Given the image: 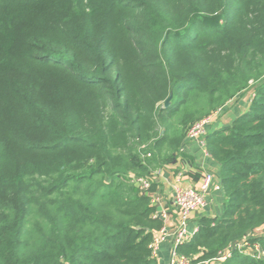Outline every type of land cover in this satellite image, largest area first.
<instances>
[{"label": "trees", "instance_id": "trees-1", "mask_svg": "<svg viewBox=\"0 0 264 264\" xmlns=\"http://www.w3.org/2000/svg\"><path fill=\"white\" fill-rule=\"evenodd\" d=\"M247 91L205 137L223 208L192 264H264V0H0V264H159L152 174Z\"/></svg>", "mask_w": 264, "mask_h": 264}, {"label": "crops", "instance_id": "crops-1", "mask_svg": "<svg viewBox=\"0 0 264 264\" xmlns=\"http://www.w3.org/2000/svg\"><path fill=\"white\" fill-rule=\"evenodd\" d=\"M251 92H244L242 95L233 99L221 108L220 115L210 126L211 131L218 130L230 123L236 116L242 114L249 104ZM225 121H224V120ZM183 152L186 161L182 166L189 165L196 172L191 171L183 173V180L186 185H194L203 172L211 173L219 181L218 164L209 156L205 155L203 149L197 142L186 141L183 146ZM183 168V167H182ZM181 168V169H182ZM180 171L177 166H167L154 172L151 181L156 185L155 191L151 194V204L156 208L154 216H158L163 222V229L166 232H172L175 228V209L172 204L173 187L175 175ZM220 182V181H219ZM206 205L200 212L192 214L186 230L193 233L197 229L198 220L202 217L213 218L218 216L223 208L222 189L213 191L210 187L209 194L206 196ZM172 258V247L170 241L162 242L156 249V259L159 264H170Z\"/></svg>", "mask_w": 264, "mask_h": 264}, {"label": "built area", "instance_id": "built-area-1", "mask_svg": "<svg viewBox=\"0 0 264 264\" xmlns=\"http://www.w3.org/2000/svg\"><path fill=\"white\" fill-rule=\"evenodd\" d=\"M220 113L221 108L193 124L186 133V141L197 142L203 149L205 155H208L206 151L205 137L209 132H211L210 126ZM182 167L183 168L175 175L173 187L172 204L176 214L175 228L172 232H166L163 228H161L153 234L152 240L149 244L152 255L156 258V249L158 245L162 242L170 241V245L172 247V258L170 264H192L187 257L178 254L177 247L189 241L193 234L197 231V229H195L193 233L188 232L186 230V225L191 215L196 212H200L206 205L205 198L209 194L210 187L213 191L221 189L220 182L208 172L200 174V178L196 184L186 185L183 180V173L185 171L189 173L191 171H196L188 164ZM130 180L131 183L135 184L141 191H146L150 187V181L145 178H135L132 176ZM247 245L248 244L245 242L233 244L217 252L214 258L197 264H219L230 258L233 250H242L247 247ZM253 251L255 254L254 256L257 258L264 256V253L260 251L257 245L253 246Z\"/></svg>", "mask_w": 264, "mask_h": 264}, {"label": "water", "instance_id": "water-1", "mask_svg": "<svg viewBox=\"0 0 264 264\" xmlns=\"http://www.w3.org/2000/svg\"><path fill=\"white\" fill-rule=\"evenodd\" d=\"M169 101L170 99L168 98L165 102H164V107H167L169 105Z\"/></svg>", "mask_w": 264, "mask_h": 264}, {"label": "rangeland", "instance_id": "rangeland-1", "mask_svg": "<svg viewBox=\"0 0 264 264\" xmlns=\"http://www.w3.org/2000/svg\"><path fill=\"white\" fill-rule=\"evenodd\" d=\"M224 120V119H223ZM225 121V120H224Z\"/></svg>", "mask_w": 264, "mask_h": 264}]
</instances>
